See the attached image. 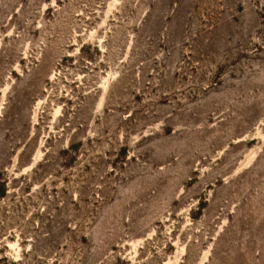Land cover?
Segmentation results:
<instances>
[{
	"label": "rangeland",
	"instance_id": "374dc122",
	"mask_svg": "<svg viewBox=\"0 0 264 264\" xmlns=\"http://www.w3.org/2000/svg\"><path fill=\"white\" fill-rule=\"evenodd\" d=\"M0 264H264V0H0Z\"/></svg>",
	"mask_w": 264,
	"mask_h": 264
}]
</instances>
